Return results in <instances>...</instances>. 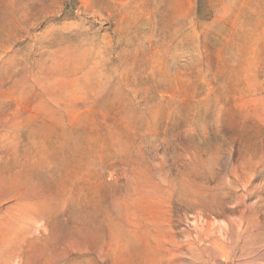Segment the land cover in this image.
<instances>
[{
	"label": "rangeland",
	"instance_id": "obj_1",
	"mask_svg": "<svg viewBox=\"0 0 264 264\" xmlns=\"http://www.w3.org/2000/svg\"><path fill=\"white\" fill-rule=\"evenodd\" d=\"M0 264H264V0H0Z\"/></svg>",
	"mask_w": 264,
	"mask_h": 264
}]
</instances>
